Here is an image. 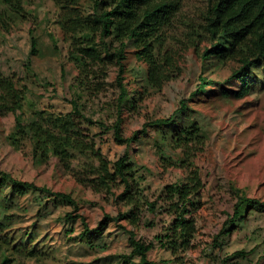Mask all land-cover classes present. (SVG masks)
Listing matches in <instances>:
<instances>
[{
  "label": "rangeland",
  "instance_id": "rangeland-1",
  "mask_svg": "<svg viewBox=\"0 0 264 264\" xmlns=\"http://www.w3.org/2000/svg\"><path fill=\"white\" fill-rule=\"evenodd\" d=\"M179 1L180 11L167 32V45L175 55L178 74L160 90L147 88L143 65L129 48L125 82L132 90L131 83L137 81L135 85L145 96L137 111L123 112L121 125L126 138L138 132V139L128 151L137 183L149 201H155L165 185L182 180L191 168L199 171L204 188L195 214L197 232L192 247L174 257L154 242L148 259L155 264H264V214L251 211L228 236L222 232L236 201L234 188L264 201V61L250 70L247 78L250 88L243 98L200 95L194 99L192 116L201 126L205 144L202 152L189 160L191 166L173 163L182 156L180 149L167 146L160 152L162 148L157 147L160 131L170 132L168 126L147 127L154 120L171 116L179 108V102L188 99L196 89L199 76L227 77L231 71V64L204 71L186 41L188 26L199 28L203 23L208 0ZM22 7V16L13 17L0 1V70L25 85L22 123L34 121L36 111L66 114L71 110L70 101L77 100L83 114L97 122L85 133L93 137L96 147L112 163L126 150V145L116 143L112 132L103 130L99 124L110 127L117 120L116 68L112 67L107 77L97 79L101 83L93 89L79 87L78 72L67 59L68 44L63 41L53 2L22 0ZM31 36L37 40L35 56H30ZM206 45L205 42L199 47L203 50ZM232 87L240 89L241 84L235 81ZM14 117L11 113L0 115V173L55 192L70 193L78 203L76 213L84 217L90 230L98 226L105 213L117 216L127 210L124 204L115 201L120 190L98 193L74 178L73 173L88 168L90 163L96 165L94 159L90 162L87 156L76 155L69 164H62L51 156L42 160L36 157L29 140H22L17 147L10 145L7 138L14 130ZM162 155L172 159L171 165L161 159ZM0 195V199L11 200L7 206L11 222L0 220L5 227L0 241L5 235L13 239L7 247L0 245V260L7 255L10 264L138 262L137 257L130 255L128 235L118 226L132 229L123 221L110 222L101 233L82 237L81 220L63 218L65 213L74 212L73 206L38 191L11 198L9 187H5ZM160 206L161 202L157 204L158 210ZM158 212L156 225L151 227L149 220L142 218L141 227L134 230L145 243L154 241L167 219ZM14 246L22 252L20 256L12 251ZM237 252H243V256Z\"/></svg>",
  "mask_w": 264,
  "mask_h": 264
},
{
  "label": "trees",
  "instance_id": "trees-1",
  "mask_svg": "<svg viewBox=\"0 0 264 264\" xmlns=\"http://www.w3.org/2000/svg\"><path fill=\"white\" fill-rule=\"evenodd\" d=\"M4 9L13 17L22 16V0H0ZM57 8V20L63 41L68 45L67 59L77 69L76 83L83 89H93L97 79L107 77L110 69L116 68L115 82L119 88L116 118L110 127L99 124L105 131H111L116 143L126 145V150L112 163L96 147L95 140L86 131L97 125L96 121L83 114L77 100L70 101L71 110L66 114H53L45 111L34 112L35 119L22 123V109L25 102V85L12 75H5L0 70V115L13 114L14 130L9 134L10 145L17 147L22 140L32 143L33 154L39 159L57 158L62 164H69L73 156H87L94 159L81 169L82 173H73L82 185L89 186L95 192L120 190L115 201L122 203L126 211L117 216L104 214L98 226L89 229L84 217L78 213V203L70 193L55 192L46 186L18 180L7 173H0V192L9 187V194L24 196L29 192H41L52 200H59L74 207V212L65 213L66 221L80 219L84 227L81 233L86 237L91 233H101L108 223L123 221L132 229L119 228L128 235L130 255L138 258L136 264H155L148 259L149 252L156 242L172 256L186 252L192 247L197 232L195 214L199 208L201 192L204 188L197 169H189L180 181L165 185L155 201H149L142 193L136 173L130 161L128 148L138 139V132L129 137L123 136L122 114L126 110L134 112L145 96L144 91L132 82L130 90L125 82L129 70L125 69L128 49L144 68V81L147 88L160 90L176 74L175 55L167 45V32L180 11L179 0H51ZM87 7V8H86ZM186 41L201 61L205 71L219 70L231 64L227 77L211 78L208 75L198 77V85L190 97L179 102V108L169 117L152 121L148 126L159 128L168 126L170 132L160 131L161 139L157 147L180 149L181 157L173 161L176 165L188 166L192 157L202 152L205 135L200 124L193 118L195 112L192 103L200 95L209 97L233 96L243 98L249 91L247 81L252 68H257L264 61V0H208V7L203 16V23L198 27L188 26ZM203 42H199L200 40ZM201 40V41H202ZM206 45L203 50L199 47ZM37 40L31 36L30 56L37 55ZM241 84L240 89L233 88V82ZM143 87V86H142ZM146 87H144L146 89ZM178 115L177 117H175ZM145 128L142 133H145ZM158 142V141H157ZM162 160L172 163V159ZM170 163V165H171ZM66 168H68L66 166ZM71 170V169H70ZM71 172V171H70ZM84 172V173H83ZM235 204L228 216L222 232L228 236L233 228L247 218L251 211L264 214V201L251 198L240 189L234 188ZM1 196V195H0ZM0 199V220L11 222L7 206L10 198ZM161 202L158 210L157 204ZM166 216L161 230L155 234L154 241L145 243L137 238L134 230L141 227L142 218L149 220L152 227L157 213ZM4 224L0 221V238L4 234ZM5 235L0 245L7 247L13 239ZM14 252L20 256L22 252ZM32 254V252H31ZM243 256V252H237ZM5 255L0 264H10Z\"/></svg>",
  "mask_w": 264,
  "mask_h": 264
}]
</instances>
